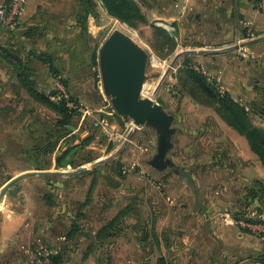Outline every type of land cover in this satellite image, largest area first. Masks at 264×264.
Segmentation results:
<instances>
[{"label":"crops","instance_id":"crops-1","mask_svg":"<svg viewBox=\"0 0 264 264\" xmlns=\"http://www.w3.org/2000/svg\"><path fill=\"white\" fill-rule=\"evenodd\" d=\"M10 1L0 0V8L5 7ZM137 1L147 16L163 22L164 29L177 40V48L194 51L186 53L187 55L200 56L196 52L200 49L204 52L205 48L217 52L209 54L207 60H199L203 61V64L207 61L213 64H208L209 69L205 73L218 77L223 83V88L234 99L238 97L248 102L252 100L256 107L264 111V0ZM21 2L22 10L18 17L17 29L10 32L0 24V114L4 119L2 127L16 130L21 128L25 112L34 114L39 108L33 106L35 100L21 83L23 77L21 65L13 57H5L8 52L23 61L25 74L36 81L39 92H45L59 82L40 57L26 59L28 52H34L38 56L43 52L52 54L62 74L83 67L81 53L77 58L74 49L76 46L82 47L81 40L78 45L69 44V38L77 33V1L21 0ZM64 15H67L65 19ZM192 37L197 40L192 42L187 40ZM206 39L209 40L207 43ZM231 48L239 50L235 52V55L239 53V59L233 52L227 50ZM27 103H31L30 108H26ZM238 136L235 143L241 146L239 162L249 159L257 162L255 166L258 174L253 173L250 182L245 178L249 172L250 176L252 175L250 169L235 172L236 168L230 167L232 158L229 157V148L224 149L226 142H223L221 144L223 157H220L223 167L220 172L207 173V185L196 179L197 175L198 177L201 175L198 168L187 171L184 166V173H179L182 186L174 196L167 191L161 193L164 201L155 206L149 205L147 202L149 199L146 198L147 194L152 193L149 178L153 175L150 173L143 171L141 173L143 181L138 185L106 186L110 188V191L105 190L108 193L107 203L127 211L124 219L126 229L122 233L126 236L123 238H127V243L117 251L111 252L106 259L100 253H92L82 236L78 237L79 242L74 247L71 246L72 237H68L73 225L71 199L78 197L79 206L82 208L86 191L84 196L82 188L79 190V196L75 192L72 194L71 190L66 192L69 193L67 198L65 196L68 199L66 205L70 207L65 215L68 221L63 231L59 233L55 228L56 215L51 214L52 222L50 219L48 221L51 235L49 240H45L44 236L35 235L36 228L43 219L40 220L36 217V211L25 206L27 186L23 183L30 179L29 175L9 174L3 168V163H0V169L5 170L3 175L0 172V193L8 186L0 200V264H17L16 258L22 254L25 257H32L33 243L42 244L41 257H47L48 264H53L51 255H60L58 264H160L156 257L165 258L166 264H217L224 257H229L228 261L231 264H248V259L243 257L246 254L229 249L230 247L247 249L250 235L241 232L236 220L234 221L231 216V206L227 202L238 192L230 188L228 181L234 173L239 172L244 175L242 177L246 185L243 188L252 187L255 181L264 182V168L251 151L247 140ZM0 141L5 142L4 144L9 142L21 144L20 139L9 136L7 139L0 138ZM34 146L35 144L31 142L29 151H33ZM96 165L98 164L94 166ZM37 170L43 173H32L34 178L53 173L52 170L48 172L42 171L43 169ZM113 177L115 176L112 174V183ZM187 180H190L192 187L186 184ZM213 180L221 185H215ZM67 207L65 206V209H68ZM227 253L232 256H228Z\"/></svg>","mask_w":264,"mask_h":264},{"label":"rangeland","instance_id":"rangeland-1","mask_svg":"<svg viewBox=\"0 0 264 264\" xmlns=\"http://www.w3.org/2000/svg\"><path fill=\"white\" fill-rule=\"evenodd\" d=\"M100 4L101 2H99L98 17L90 16L89 18L88 32L83 34L85 36L79 38L75 36V33L69 38L70 45H73L72 43L78 45L81 40L82 47L76 46L74 49L77 58L81 53L83 67L76 69L77 71L62 74V79H58L57 85L41 92L53 102L67 101L68 108L75 111L73 119L69 123L73 128H60V116L47 105L35 99L33 106H37L39 109L34 114L25 112L22 116L23 124L17 130L2 127L4 119L0 114V138L7 139L9 136L20 139L21 142V144L15 142L4 144L5 142L0 141V163H3V168L9 174L25 173L29 175L30 179L23 183L27 186V197L24 198L25 206L36 211V217H39L40 220L43 219L39 227L36 228L35 235L40 234V237L44 236L45 240H49L51 235V229L48 230V221L52 220L51 214L52 216L56 215L55 228L59 233L63 231V227L68 221L65 215L69 212L70 207L66 205L68 204L66 198L69 194L66 192L71 190L72 194L75 192L79 196V190L82 188V196H84L86 191V199L85 203H82V208L79 206L78 197L71 199L72 228L73 230H75L74 227L76 228V235L72 237L71 246L74 247L79 242L78 237L82 236L85 239L84 243L92 253H100L106 259L111 252L117 251L124 243H127V238H123L126 236L122 235L126 229L124 219L127 211L117 209L115 205L107 203L108 193L105 190L110 191V188L106 186L138 185L143 181L141 173L143 171L150 173L153 175L152 178H149L152 193L147 194L146 198L149 199L147 201L149 205L155 206V204L164 201L162 200L164 192L167 191L168 194L174 196L182 186L183 182L175 166L181 168L185 166L187 171L198 168L201 177L197 175L196 179L207 185V173L220 172L223 167L220 159L223 153L221 146L223 142L232 143L230 146L225 144L224 149L229 148V157L232 158L230 167L236 168L235 172L240 169L242 171L250 169L252 175L250 176V172L245 175V178H248L250 182L253 173L258 174V171L255 166L257 162L255 163L251 159L239 162L241 146L235 143L239 134L232 128L231 130L213 108L195 101L179 80L180 77L187 79L184 70L193 68L205 74L208 82L219 93L230 94L223 88V83L218 80V77L205 73L209 69V65L213 64L208 61L203 64V61H199L207 60L209 54L217 52L205 48L204 52L202 49L196 52L200 56L189 53L190 55L183 54V57L174 60L178 54L186 52L188 48H177V46L172 48L174 45L172 42L166 44L164 36L159 34L156 29L157 27L164 29L162 21L147 16L150 24L134 29L108 15ZM66 16H63L64 19ZM116 31L129 36L135 45L148 55L142 96L152 98L155 104L173 116L172 147L166 156L168 163L160 171L152 165L153 159L159 152L158 127L156 125L135 126L130 117L118 114L111 97L107 96L103 90L99 67V49ZM187 40L192 42L197 39L192 37ZM208 41L206 39V43ZM175 42L177 44V40ZM96 48H98L97 63L91 59ZM227 50L233 52V55L238 59L240 58L239 53L235 55V52H239L238 49L237 51L232 48ZM221 52L223 53L225 50ZM165 75L166 78L161 83ZM36 86L38 89L39 86ZM235 98L239 103H244L246 107H253L251 118L256 125L264 127V111L262 112L261 108L256 107L252 100L248 102L238 97ZM30 107L31 103H27L26 108ZM56 136L61 137L60 146L48 148L47 142L55 140ZM31 142L35 144L33 151L28 149L31 148ZM10 156L12 157L9 158ZM101 159L103 160L101 163L96 166L92 165ZM83 166H86L87 170L78 175L75 174V176H63L55 173L71 172ZM37 169L47 172L52 170L53 173L34 178L32 173L40 171ZM5 170L0 169L2 175ZM112 174L116 177H113V183L111 182ZM242 176L244 175L239 172L234 173V176L228 181L231 185L230 188L237 191L238 194L233 195L227 204L231 206V216L234 221L236 220L240 231L250 235L247 241L248 251L243 252L246 254L243 257L248 259V264H264L262 260L264 256V194L259 191L247 197L250 187L243 188L246 183ZM215 183V185H221V183ZM186 184L192 187L190 180H187ZM65 206L68 209H65ZM115 212L117 213L115 214ZM245 212L247 216L244 215ZM121 214L123 216L117 220ZM246 218H249L250 221ZM110 224H114V228L110 231L113 236L101 235L98 237V232ZM29 234L31 236V233ZM256 242L257 244H255ZM41 248V243H33V258L25 257L21 253L22 255L16 258L17 264H48V258L41 257L43 254ZM37 251L41 253L39 254ZM222 254L226 253L222 252ZM228 256L232 255L228 254ZM156 258L159 260L162 257ZM164 260L166 259L164 258ZM228 260L229 257H224L217 264H231Z\"/></svg>","mask_w":264,"mask_h":264},{"label":"trees","instance_id":"trees-1","mask_svg":"<svg viewBox=\"0 0 264 264\" xmlns=\"http://www.w3.org/2000/svg\"><path fill=\"white\" fill-rule=\"evenodd\" d=\"M77 1V33L76 37H84L86 32H88V23L90 16L98 17L99 2L113 18L120 20L128 24L134 29H139L143 25H149L150 21L142 9V6L137 0H76ZM2 26V25H1ZM2 28H4L2 26ZM156 28V27H155ZM6 29V28H4ZM159 34L164 36L166 44L173 43L172 48H176L177 44L174 37H172L165 29L156 28ZM8 30V29H6ZM12 32L11 30H9ZM98 48L92 54V61L97 63ZM6 51V50H5ZM87 53V52H86ZM5 57H13L18 61L22 67L23 77L21 83L31 94L33 99L47 105L51 110L56 112L60 116L59 126L60 128L69 127L70 121L73 119L75 111L68 108L67 101L63 100L61 102H53L49 100L43 93L39 92L37 89V83L35 80L31 79L29 75L25 74V67L23 66V61L20 58L15 57L12 53L8 52ZM31 57H40L42 61L48 65L51 73L56 79H62V72L57 66V62L52 54L48 52H43L39 56L34 52H28L26 59ZM186 73V78H179L181 80L183 88L188 91L189 95L197 101L199 104L213 108L216 114L233 130H235L240 136L244 137L251 151L259 158L263 168H264V127L258 126L254 123L251 118V111L253 107L247 109V107L237 100H235L230 94H221L218 90L208 82V78L205 74L193 69L187 68L184 70ZM66 84V83H65ZM66 131V130H64ZM60 138L55 137V140L48 141L47 147L60 146ZM40 150V149H38ZM61 162V159L59 160ZM71 165V164H69ZM62 167V165H59ZM180 174L184 173V169L175 166ZM255 185L248 189L250 197L257 192H263L264 194V182L255 181ZM246 197V198H247ZM246 215V212L244 214ZM123 214L117 217L121 218ZM249 218H246L248 220ZM250 221V220H248ZM115 224V223H114ZM114 224H110L98 232V237L104 235L105 237L113 236L111 230L114 228ZM71 229L68 237H74L76 235V228ZM53 264H58L60 262V255L50 256ZM160 264H166L164 258L158 260Z\"/></svg>","mask_w":264,"mask_h":264},{"label":"water","instance_id":"water-1","mask_svg":"<svg viewBox=\"0 0 264 264\" xmlns=\"http://www.w3.org/2000/svg\"><path fill=\"white\" fill-rule=\"evenodd\" d=\"M188 52L194 51L180 53L174 60L179 59ZM147 60V53L137 47L129 36L118 31L107 38L99 49V67L103 90L107 96L111 97L113 106L118 114L130 117L137 127L144 125H156L158 127L159 152L153 159L152 165L160 170L167 165L166 156L172 147L173 116L155 104L152 98H144L142 96L146 79ZM166 75L161 83L165 80ZM69 127L73 128L72 126ZM102 161L101 159L92 165L99 164ZM85 170H87V167L83 166L71 172L62 171L55 173L70 175ZM34 173L41 174L43 172L36 171ZM7 188L8 186L1 191L0 200ZM13 193H15V190H13ZM229 249L234 252L248 251V249L237 247H230ZM262 260L264 261V256Z\"/></svg>","mask_w":264,"mask_h":264},{"label":"built area","instance_id":"built-area-1","mask_svg":"<svg viewBox=\"0 0 264 264\" xmlns=\"http://www.w3.org/2000/svg\"><path fill=\"white\" fill-rule=\"evenodd\" d=\"M21 10V0H11L5 7L0 8V24L8 30L15 31ZM240 223L244 224L242 221ZM245 225L248 226V224Z\"/></svg>","mask_w":264,"mask_h":264}]
</instances>
